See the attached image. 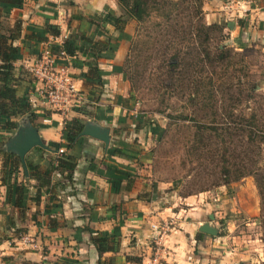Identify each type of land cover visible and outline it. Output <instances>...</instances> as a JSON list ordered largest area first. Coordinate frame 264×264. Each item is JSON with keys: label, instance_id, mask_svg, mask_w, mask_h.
<instances>
[{"label": "crops", "instance_id": "1", "mask_svg": "<svg viewBox=\"0 0 264 264\" xmlns=\"http://www.w3.org/2000/svg\"><path fill=\"white\" fill-rule=\"evenodd\" d=\"M224 7L232 8L229 12L239 26L251 27V32L235 40L237 44L253 35L261 36L263 44L264 1L232 0ZM105 8L115 14L114 0H0V36L19 54L11 63L13 81L9 85L15 99L28 103L26 110L10 117L14 129H4L0 120V264H97L91 238L101 232L113 235L102 264H206L209 260L204 243L193 237L204 213L203 196L177 200L163 190L162 195L153 196L157 187L148 178L145 152L156 140L157 129L136 112L128 84L115 71L122 66L127 42L121 37L110 53L108 45L118 33L109 24L96 27L91 19L103 15ZM45 24L55 26L58 36L45 32ZM73 34L88 40L76 43L85 51H75L56 65L66 68L87 105L61 116L38 95V85L26 67L43 48L60 46ZM91 43H95L93 48ZM70 119L107 129L108 145L79 136L69 147L59 148L75 163L69 180L65 171L54 170L46 178L48 183L42 184L27 179V171L25 176L19 167L13 177L24 191L25 210L19 214L15 206L19 193L10 185L13 180L8 185L1 183V153L34 128L45 149L32 147L24 160L43 175L60 155L47 144H64L61 130ZM112 150L117 153L111 154ZM36 193L39 198L34 201ZM21 233L34 244H18ZM199 248L200 252L195 251Z\"/></svg>", "mask_w": 264, "mask_h": 264}, {"label": "rangeland", "instance_id": "2", "mask_svg": "<svg viewBox=\"0 0 264 264\" xmlns=\"http://www.w3.org/2000/svg\"><path fill=\"white\" fill-rule=\"evenodd\" d=\"M255 1L262 4L264 0ZM142 2L143 11L136 18L129 9L130 2L123 8L114 0L115 14L122 16L123 31L127 33L122 38L127 42L124 69L134 84L130 98L145 123L162 131L145 152L148 178L157 187L153 196L163 192L177 200L203 196L204 213L193 237L204 235L198 232L204 224L214 231L203 242L204 255L209 259L206 264H264V223L259 217V195L253 178L247 176L221 185L216 183L221 178L220 166L188 154L199 129L211 149L217 152L224 141L229 154L237 153L242 136L229 137L221 128L226 122L233 127L232 122L240 116L247 117L252 111L258 114L264 108V99L257 98H264V38L261 44V36L248 35L247 42L237 44L235 40L251 32V27L239 26L229 12L232 8L225 9L232 0ZM209 26L206 40L204 29ZM221 46L226 48L221 53L225 56L221 77L208 86L210 67L204 53L216 58ZM171 55L176 62L172 71L168 68ZM196 60L201 61L196 64L202 69L194 66ZM166 83L173 84V90H165ZM195 83H203L204 94L193 99ZM252 84L257 87L247 101L245 89ZM194 255L198 257L196 252Z\"/></svg>", "mask_w": 264, "mask_h": 264}, {"label": "trees", "instance_id": "3", "mask_svg": "<svg viewBox=\"0 0 264 264\" xmlns=\"http://www.w3.org/2000/svg\"><path fill=\"white\" fill-rule=\"evenodd\" d=\"M117 4L123 8L126 7L127 3L130 2V10H132V15L134 17H138V14L142 12L144 3L142 0H115ZM120 15H115L113 11L105 8L104 14L99 16H93L91 18L94 22H96V27L100 24H109L113 27L114 31L118 33V36L114 38V43L110 46L108 45V50L110 53H113L117 47V42L121 37H123V26L124 22ZM202 29V28H201ZM44 31L48 32L51 36H58L59 31L55 26H51L48 24L44 25ZM205 39L208 40L209 32L211 31L210 26L204 29ZM80 41L87 42L88 40L78 37L76 34L69 36L66 40L62 42L60 46H52L50 47V51L52 53H56L58 51H63L68 57L73 56L75 51H85L81 49L80 46L76 45ZM95 44V43H94ZM91 43L92 45H94ZM93 48V47H92ZM226 48L222 47L217 48V52L220 53L216 58H212V56H208V53H204L207 57V62L209 63L210 71H209V80L208 86H212V82L214 79L218 81L221 77V60L225 58L221 53ZM174 55V54H173ZM173 55H171L170 63L168 64V68L172 71L176 65V62L173 59ZM19 57L18 49L16 47H12L11 43L6 44L5 39L0 36V120H2V125L6 130H12L15 128L14 122H11L10 117H16L22 111L26 110L28 107V103L26 100L20 98H14V90L9 85L13 81L12 76V65L11 63L14 60H17ZM200 60H196L194 66H199V69H202L199 64ZM126 59L122 63V66L117 68L115 71H118L122 75L123 80L128 81L130 85V89L133 87L132 76L126 73L125 67ZM195 68V67H193ZM262 76L264 77V67L261 68ZM213 77V78H212ZM193 82H191L192 85ZM193 86V85H192ZM186 87V85H185ZM256 84H252L248 86L245 90L248 92L246 94L245 100H251L253 98L251 92H254ZM163 88L165 90H173V84L166 83L163 84ZM204 88L203 83H195L194 90L192 92V98H196L197 96H201L204 94L202 90ZM212 89V87H211ZM212 92L215 93L216 90L212 89ZM212 93V94H213ZM130 95V92H129ZM210 97V96H209ZM190 98V96H188ZM258 99H264L261 95L257 96ZM192 100V99H191ZM260 109V108H259ZM21 111V112H20ZM261 111V110H260ZM233 127H230V124L226 122V126L221 128L222 132L224 131L227 136H237V134L242 136L240 141L238 142V151L237 153H230L225 145L224 141L221 143V149H211L205 142L204 136H200L202 131L199 129V134L196 135L195 144L189 149V155L197 156L199 158L210 159L211 164L214 163V166H220L221 178L216 183H220L221 185H228L230 183H234L244 177L250 176L253 178L255 183L258 195H259V210L262 222L264 223V108L258 114L253 111L247 116H240L237 121H233ZM83 127V123L77 119L65 120L63 122V127L61 130V139L64 141V144L49 142L47 147L53 151H57L62 146L69 147L71 144L75 143L78 140L79 133ZM157 129V138L161 135V128L158 126ZM203 129H207L203 127ZM216 128H213V132H216ZM224 134V133H223ZM221 140H223L222 134H218ZM244 139V141H243ZM221 151V152H220ZM112 153H117L116 150H112ZM2 176L1 183L4 185H8L7 183L12 179L17 173V169L21 167V163L18 160L17 156L11 153L2 152ZM110 155V153H109ZM236 160L235 162H231L230 160ZM260 161V165L258 162ZM73 158L69 155L60 154L56 158V165L54 167L49 166V168L45 171L43 175L38 174L37 166L30 163L28 160H24V166L27 171V179H35L40 181L42 184L48 183L46 178L49 176V173L54 170L65 171V178L67 180L70 179V173L74 168ZM10 183V182H9ZM14 193H19V198L15 203V206L19 210V214H23L25 210L24 202L21 201V196L23 194V190L21 186H17L14 182L10 184ZM33 198L34 201H37L39 196L37 195ZM188 196V195H187ZM201 235V234H200ZM113 235H109L107 233H98L94 238H91V243L94 246L97 253V264H102V254L105 252H109L111 247L109 245L108 240ZM197 237V238H196ZM197 241H205L206 235L196 236ZM200 237V238H199Z\"/></svg>", "mask_w": 264, "mask_h": 264}, {"label": "built area", "instance_id": "4", "mask_svg": "<svg viewBox=\"0 0 264 264\" xmlns=\"http://www.w3.org/2000/svg\"><path fill=\"white\" fill-rule=\"evenodd\" d=\"M66 57L68 56L63 51L52 53L49 47H45L34 62L26 67L38 85V95L51 110L61 116L87 105V99L80 94L66 68L56 65L59 59ZM62 152V149L57 150L58 154ZM16 242L22 246L34 244L32 238L26 234L18 235Z\"/></svg>", "mask_w": 264, "mask_h": 264}, {"label": "water", "instance_id": "5", "mask_svg": "<svg viewBox=\"0 0 264 264\" xmlns=\"http://www.w3.org/2000/svg\"><path fill=\"white\" fill-rule=\"evenodd\" d=\"M79 136L93 138L103 143L104 146H107L109 142L107 129L101 128L98 125L92 124L90 122H86L83 125L79 133ZM35 146L45 149V146L42 145L38 139L36 130L34 128H30L24 133V136L22 138L19 136L18 139H16V142L15 141L12 142L10 146L8 147L7 151H5L7 153H11L17 156L18 160L21 163V168L25 176H26V170L24 166V157H25V154L32 147H35ZM198 232L204 235H207V236H213L214 234V231L211 228H209L208 225L206 224L199 226Z\"/></svg>", "mask_w": 264, "mask_h": 264}]
</instances>
